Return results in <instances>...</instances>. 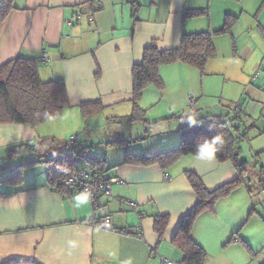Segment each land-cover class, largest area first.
<instances>
[{"label":"crops","instance_id":"1","mask_svg":"<svg viewBox=\"0 0 264 264\" xmlns=\"http://www.w3.org/2000/svg\"><path fill=\"white\" fill-rule=\"evenodd\" d=\"M13 5L0 29V67L17 58L39 61L46 53L49 61L39 64L41 79L64 80L69 95L70 106L61 117L79 113L83 102L99 100L103 108L97 113L116 122L128 120L133 112L132 68L142 61L147 46L155 41L162 51L176 48L184 33L214 32L223 28L228 15L239 17L232 35L215 37L216 57L207 63L204 74L181 62L161 67L164 88L147 87L139 102L146 121L132 122L137 123L133 125L135 130L118 131L108 141H126L109 145L122 147L123 152L116 157L107 154L105 164L107 175L121 178L124 184L113 186L112 197L101 198L100 209L95 210L90 200L78 207L74 197L79 192L64 195L47 185L48 159L62 156V161L68 163L67 150L61 149L58 156L48 155L46 162L38 160L42 162L33 166L0 167V189L7 193L0 198V263L25 259L38 264H125L131 259L132 264H162L165 258L182 264L183 253L172 240L181 219L198 201L187 173H195L207 189L215 190L235 181L238 171L230 161L220 163L216 157L184 156L168 169L159 164L125 163V159L128 154L153 156L177 148L180 130L190 124L191 97L197 100L195 120L205 116L225 120L226 113L229 117L243 115L241 105L232 101L236 99L226 100L227 105H235L233 110L226 112L221 107L225 87L233 86L229 92H241L237 97L241 98L248 84L247 74L238 65L225 61L229 53L225 41H229L230 55H238L234 29L244 15L253 14L250 5L261 6V12L264 0H13ZM81 10L85 12L82 18L69 27L67 20ZM194 10H204L206 14L184 16ZM90 12L93 21L87 14ZM263 17L264 11L255 15L258 21ZM259 27L264 35L260 21ZM240 85L244 91L237 88ZM159 107L162 110L150 119ZM158 123L165 125L163 129L158 128L154 134L151 130L146 138V127ZM43 124L36 128L0 125V156L22 144H28L23 150L39 148L37 153L41 154ZM77 137L94 140L86 133ZM65 144L67 148L68 140ZM15 173L19 179L4 183L8 175ZM263 202L264 198H255L245 182L217 203L215 214L206 212L197 219L193 238L207 251L206 264H213L219 257L232 260L231 249L242 246L243 241L253 247L264 245ZM157 215L169 216L162 237L155 231ZM105 218H109L112 229L92 225L94 220ZM128 228L131 235L121 232ZM240 228H246V232ZM237 251L236 257L241 255V250Z\"/></svg>","mask_w":264,"mask_h":264},{"label":"trees","instance_id":"2","mask_svg":"<svg viewBox=\"0 0 264 264\" xmlns=\"http://www.w3.org/2000/svg\"><path fill=\"white\" fill-rule=\"evenodd\" d=\"M13 0H0V29L13 10ZM204 10H194L185 13L184 16H202ZM238 16L228 15L223 28L211 32L184 33L178 47L160 50L156 42H152L144 49L143 59L132 68L133 93L132 103L134 106L128 120L130 122L146 121L145 110L139 107L144 91L147 87L153 86L158 90L164 88V80L160 74L162 66L174 63H185L197 68L202 74L205 72L207 63L216 57L215 37L221 35H232V28L236 24ZM70 106L69 95L65 81L54 79L43 81L39 73V63L36 59L17 58L0 67V125L20 124L32 128L61 115L64 109ZM84 115L90 116L100 111L103 106L99 100L86 101L80 104ZM242 116H234L232 120H223L222 117L205 116L197 119L187 128L180 130V144L177 148L161 152L153 156L141 154H128L125 163L152 165L159 164L168 169L184 156H198L199 146L207 140L219 137L217 142L218 151L216 158L220 163L231 162L238 171V178L235 181L226 183L215 190L206 188L202 180L193 172L187 173V178L194 190L198 201L183 216L178 229L173 237L172 244L178 247L183 253L182 264H206L208 259L207 251L193 238L194 225L197 219L204 213L215 214L217 203L230 196L236 189L245 182L246 161H242L238 142L247 137L246 133L240 135V127L233 123L234 120L242 121ZM150 126L146 127V138L149 137ZM249 138V137H248ZM78 140V137H77ZM126 141H112L108 145L117 146ZM78 147H73L68 140V152L66 157L70 160L64 163L65 157L48 159L47 185L64 195L72 192L63 184V181L76 171L85 169L78 168L73 162L72 155L82 157L87 161L91 169L99 173H106V157L88 158L90 152L79 142ZM28 144H22L15 148L23 149ZM32 147V146H28ZM61 150L50 152L51 155H59ZM86 152L87 155L82 156ZM36 162H27L20 167L33 166ZM87 169V168H86ZM107 174V173H106ZM13 179H19L17 173L6 177L4 183ZM264 180V179H263ZM75 191V190H74ZM7 193L0 189V198ZM254 210L250 213L253 214ZM169 224V216L157 215L155 219V231L162 237ZM121 232L132 234L131 230L124 229ZM242 244L250 250L249 245L243 241ZM0 264H38L34 260L10 259Z\"/></svg>","mask_w":264,"mask_h":264},{"label":"rangeland","instance_id":"3","mask_svg":"<svg viewBox=\"0 0 264 264\" xmlns=\"http://www.w3.org/2000/svg\"><path fill=\"white\" fill-rule=\"evenodd\" d=\"M259 5L262 6V3ZM250 6L253 8V14L244 15L242 20L238 21L234 29L235 42L238 41V44H236L237 53L238 45L239 53L238 55L234 53V55H236L235 57L231 56L229 41H225L227 42L229 53L224 58L227 63L232 66L238 65L240 69L243 70L244 74H247V90H245V93L241 94V98H237L238 94L240 95L241 92L236 95V92L233 90L229 92V89L233 86L225 87L223 90L224 100L222 98L223 105H221V107L226 112L228 110H233L235 105H241L242 107V121H233L235 125L240 127V135L246 133L247 136L240 139L238 142V146L240 148L239 158L242 161H246L245 179L247 184H249L251 189H253L255 198H264V35L259 27V21L264 24V17L259 19V21L258 19H255V15H261L264 8L261 12H259L261 6ZM246 51L247 54L242 56V54ZM252 78H255V80H253L255 82H251ZM212 80L214 81V79ZM237 88L242 91L245 89L244 86L241 85ZM229 98L236 99L232 100L235 104L234 106H229V104L227 105L228 102H226V100H230ZM160 110L162 109L159 107L156 111L152 112L150 114V119H154ZM78 112L79 113H69L63 117H61L62 115H58L57 117L52 118L53 121H48L49 123H44L40 127L42 133H45V136L41 140V149H43L41 154L37 153L39 148H34L36 152H29L33 148L30 150L13 148L9 150L5 156H0V167L9 168L12 166H18L20 169V166L23 163L31 161L32 159L46 162V157L51 155L50 153L44 152L46 149H65V142L67 140H70L72 136H80L82 133H86L91 136V139H94H78L79 142L84 141V146L90 152L88 158H104L107 157V154H109L110 157H116L118 154H122V147H110L108 145V141L114 139L118 131L130 132L132 129L135 130L136 127H133V125L136 126L137 123L132 124V122L130 123L127 119L120 122L108 121L106 120V115L98 113L87 117L82 113L81 108H79ZM228 115L230 114H225V117L227 118L225 120H232L233 117H229ZM87 126L92 130L85 131ZM164 126V124L160 123L157 125H150L152 134H154L158 128L163 129ZM79 127L82 129L80 132H78V129H80ZM71 131L74 132L71 133ZM34 146L38 147V143H35ZM32 155L35 158H33ZM56 156L58 155L56 154ZM72 159L78 168L91 169L90 164L85 161L84 158L72 155ZM33 170H35V168H33ZM2 188L6 190L7 187L3 186ZM249 226V224H246V228ZM246 228H240V230L242 231L243 229V232H246ZM249 229L251 228H248V230ZM236 236L238 235L236 234L235 237ZM248 245L250 250H248L243 244L239 247H233L230 253L232 260H226L223 257H219L217 258V261L213 260V264H264V245L258 244L254 247L250 243H248ZM238 249L241 250V255L239 254L236 257L235 254L238 253Z\"/></svg>","mask_w":264,"mask_h":264},{"label":"built area","instance_id":"4","mask_svg":"<svg viewBox=\"0 0 264 264\" xmlns=\"http://www.w3.org/2000/svg\"><path fill=\"white\" fill-rule=\"evenodd\" d=\"M137 3L140 0H135ZM84 11H79L73 18L67 20V25L69 27L74 26L79 22V20L84 15ZM89 19L93 21L92 13H87ZM49 61V56L45 53L40 60L38 61L39 64H44ZM196 98L191 97L189 99V108H190V115L188 116V120H190L193 124L195 123L194 114H195V103ZM70 142L73 147H78L79 143L77 140V136H72L70 138ZM87 155L86 152L83 153L82 156ZM166 179H169V176H166ZM63 184L68 187L69 189L75 190L79 193L88 192L90 194L89 200L91 205L95 210L101 208L100 200L102 197H112L113 186L115 184H124V181L117 177V176H108L106 173H99L96 170H89V169H82L76 171L75 173L71 174L67 177ZM131 206L135 207L136 204L134 202H128ZM94 227H102L105 229H112L113 226L110 223L109 218L105 219H96L92 222ZM162 264H174L173 261L169 259L163 258Z\"/></svg>","mask_w":264,"mask_h":264},{"label":"clouds","instance_id":"5","mask_svg":"<svg viewBox=\"0 0 264 264\" xmlns=\"http://www.w3.org/2000/svg\"><path fill=\"white\" fill-rule=\"evenodd\" d=\"M219 140V137L213 138L211 140L205 141L203 144L199 146L198 151V158H207V159H215L216 153L218 151L217 148V142ZM90 194L88 192H82L77 194L74 197V201L76 203V206H84L88 204ZM115 256V254H113ZM125 264H132L131 259L125 262Z\"/></svg>","mask_w":264,"mask_h":264}]
</instances>
